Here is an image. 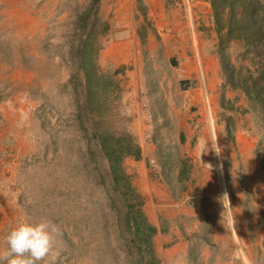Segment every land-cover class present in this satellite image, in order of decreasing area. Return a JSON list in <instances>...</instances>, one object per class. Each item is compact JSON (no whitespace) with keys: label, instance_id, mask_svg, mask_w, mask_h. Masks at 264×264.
Instances as JSON below:
<instances>
[{"label":"rangeland","instance_id":"rangeland-1","mask_svg":"<svg viewBox=\"0 0 264 264\" xmlns=\"http://www.w3.org/2000/svg\"><path fill=\"white\" fill-rule=\"evenodd\" d=\"M150 1L0 0V249L46 217L54 264H264V39L227 38L205 0L215 63L185 77L148 49ZM133 30L138 59L110 58Z\"/></svg>","mask_w":264,"mask_h":264},{"label":"crops","instance_id":"crops-1","mask_svg":"<svg viewBox=\"0 0 264 264\" xmlns=\"http://www.w3.org/2000/svg\"><path fill=\"white\" fill-rule=\"evenodd\" d=\"M161 8L160 3L151 0L147 3L150 15L154 20L155 35H148L146 43L150 53L158 49L163 54H169L181 69L185 77L193 76L200 70L201 63L205 64L208 72L214 66L215 57L206 52V37L213 32L210 5L205 0H195L191 10L179 8ZM167 19V20H166ZM122 33L121 39L111 47L110 58L116 60L138 59L130 51V43L135 42V30L133 35ZM136 54V53H135ZM164 56V55H163Z\"/></svg>","mask_w":264,"mask_h":264},{"label":"trees","instance_id":"trees-1","mask_svg":"<svg viewBox=\"0 0 264 264\" xmlns=\"http://www.w3.org/2000/svg\"><path fill=\"white\" fill-rule=\"evenodd\" d=\"M98 4L99 0H93V3L91 0L90 9H92L93 5L98 6ZM211 4L219 32L224 30V35L229 39L245 40L247 37L241 35V33H236V30H241L240 32L249 31L250 37H253L252 43L261 45L260 40L264 39V4L260 0H211ZM261 62V66H264V61L262 60ZM81 66L84 75L83 83L86 85V88H89L92 84L100 83L96 81L99 75L94 61L91 63V68L86 63H82ZM103 86L107 91L110 88V82L106 78H104ZM134 150L135 154L139 155L140 152L136 147ZM113 180L116 183L124 181V188L127 192H130L136 201H141L140 195L132 188L120 165H117L116 171L113 174ZM148 226L152 235L155 228L151 225Z\"/></svg>","mask_w":264,"mask_h":264},{"label":"clouds","instance_id":"clouds-1","mask_svg":"<svg viewBox=\"0 0 264 264\" xmlns=\"http://www.w3.org/2000/svg\"><path fill=\"white\" fill-rule=\"evenodd\" d=\"M211 150L221 154L217 145ZM205 166L210 172L212 165ZM225 198L228 200L227 193L223 196ZM59 232V227L46 217L36 221L22 218L4 237L6 247L0 249V264H54L60 255L57 247Z\"/></svg>","mask_w":264,"mask_h":264},{"label":"built area","instance_id":"built-area-1","mask_svg":"<svg viewBox=\"0 0 264 264\" xmlns=\"http://www.w3.org/2000/svg\"><path fill=\"white\" fill-rule=\"evenodd\" d=\"M188 1V0H187Z\"/></svg>","mask_w":264,"mask_h":264}]
</instances>
